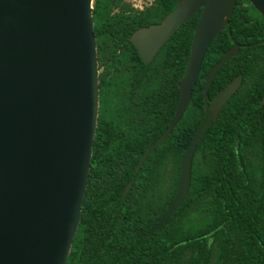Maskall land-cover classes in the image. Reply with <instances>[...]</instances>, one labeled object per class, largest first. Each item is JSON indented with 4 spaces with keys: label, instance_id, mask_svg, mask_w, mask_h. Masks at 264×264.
I'll return each mask as SVG.
<instances>
[{
    "label": "trees",
    "instance_id": "16d2710c",
    "mask_svg": "<svg viewBox=\"0 0 264 264\" xmlns=\"http://www.w3.org/2000/svg\"><path fill=\"white\" fill-rule=\"evenodd\" d=\"M180 0H94L100 107L82 219L68 264H264V17L238 0L208 48L189 106L169 126L202 9L146 63L131 40ZM241 44L216 74L210 98L239 75L241 85L198 143L188 196L152 231L176 195L181 161L205 116V74ZM135 177L126 197L123 191Z\"/></svg>",
    "mask_w": 264,
    "mask_h": 264
},
{
    "label": "water",
    "instance_id": "95a60500",
    "mask_svg": "<svg viewBox=\"0 0 264 264\" xmlns=\"http://www.w3.org/2000/svg\"><path fill=\"white\" fill-rule=\"evenodd\" d=\"M249 1L264 17V0ZM93 3L0 0V264H68L82 219L100 107ZM237 3L180 0L161 22L132 34L141 58L149 64L202 9L179 83L175 115L136 171L182 118L208 48L229 24ZM232 40L233 45L205 74V116L181 161L178 191L152 231L188 196L197 145L241 85L239 75L214 98L208 94L217 72L239 53L241 44ZM134 179L126 185L124 197Z\"/></svg>",
    "mask_w": 264,
    "mask_h": 264
},
{
    "label": "rangeland",
    "instance_id": "374dc122",
    "mask_svg": "<svg viewBox=\"0 0 264 264\" xmlns=\"http://www.w3.org/2000/svg\"><path fill=\"white\" fill-rule=\"evenodd\" d=\"M130 2L134 7L143 9L145 6L149 5L152 0H125Z\"/></svg>",
    "mask_w": 264,
    "mask_h": 264
},
{
    "label": "flooded vegetation",
    "instance_id": "af4514ba",
    "mask_svg": "<svg viewBox=\"0 0 264 264\" xmlns=\"http://www.w3.org/2000/svg\"><path fill=\"white\" fill-rule=\"evenodd\" d=\"M259 41L255 42V43H258Z\"/></svg>",
    "mask_w": 264,
    "mask_h": 264
}]
</instances>
